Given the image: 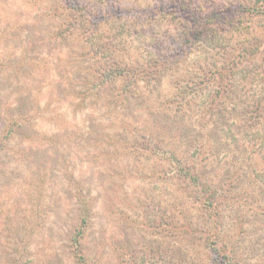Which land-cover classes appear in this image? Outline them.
Listing matches in <instances>:
<instances>
[{
	"label": "rangeland",
	"instance_id": "1",
	"mask_svg": "<svg viewBox=\"0 0 264 264\" xmlns=\"http://www.w3.org/2000/svg\"><path fill=\"white\" fill-rule=\"evenodd\" d=\"M223 253L264 264V0H0V264Z\"/></svg>",
	"mask_w": 264,
	"mask_h": 264
},
{
	"label": "trees",
	"instance_id": "2",
	"mask_svg": "<svg viewBox=\"0 0 264 264\" xmlns=\"http://www.w3.org/2000/svg\"><path fill=\"white\" fill-rule=\"evenodd\" d=\"M219 252H220V250H219ZM221 262H224V264H236V262L232 259L231 256H228L224 253H223L222 259L220 260V263Z\"/></svg>",
	"mask_w": 264,
	"mask_h": 264
}]
</instances>
